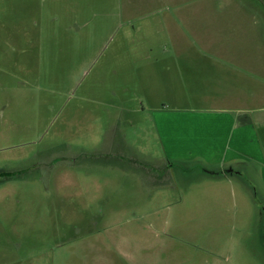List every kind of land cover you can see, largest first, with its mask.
I'll return each instance as SVG.
<instances>
[{"label": "rangeland", "instance_id": "obj_1", "mask_svg": "<svg viewBox=\"0 0 264 264\" xmlns=\"http://www.w3.org/2000/svg\"><path fill=\"white\" fill-rule=\"evenodd\" d=\"M208 6L246 10L243 57L264 65V19L247 17L263 0H0V171L21 173L0 177V264L123 262L121 247L133 263L264 264L257 167L233 182L143 166L164 160L152 110L181 93L158 57L190 36L177 12Z\"/></svg>", "mask_w": 264, "mask_h": 264}, {"label": "crops", "instance_id": "obj_2", "mask_svg": "<svg viewBox=\"0 0 264 264\" xmlns=\"http://www.w3.org/2000/svg\"><path fill=\"white\" fill-rule=\"evenodd\" d=\"M195 9L177 12L181 15L178 21L190 35L187 40L169 41L166 54L158 57L173 78V91L181 90L180 95L167 92L161 106L152 110L164 157L187 163L199 160L209 166L237 164L242 168V177L236 176L238 180L255 166L264 182V81L252 77V73L264 71V65L249 54L243 57L245 27L242 25L244 31L238 33V17L244 19L245 25L246 10L209 6ZM255 12L247 17L264 19V14ZM190 63H194L191 70ZM243 65L247 69H242ZM205 90L210 91L208 98L199 94ZM188 100L205 104L189 107ZM128 250L121 247L114 251L123 262H104L150 264L133 263L132 258L128 262Z\"/></svg>", "mask_w": 264, "mask_h": 264}, {"label": "flooded vegetation", "instance_id": "obj_3", "mask_svg": "<svg viewBox=\"0 0 264 264\" xmlns=\"http://www.w3.org/2000/svg\"><path fill=\"white\" fill-rule=\"evenodd\" d=\"M133 160H135V159H133ZM135 162H137V160H135ZM161 162H162V164L159 163L161 166L157 169H156V167H152V164L147 165L146 163H144L143 166H145L147 168L149 167L150 170H151V168H153V170L156 172L158 179H160V175L169 173V171L171 170L172 167H176L177 165H181L182 163H186L188 165V163L185 161H173V160L167 159L165 157H164V160ZM189 163H193V164L196 163L201 168V170L205 171V173H208V175L212 174V175L217 176V178H221L222 180H229V181H233V179H236V176H239L240 171L242 169V168L240 169L237 166V164H236V166H234V165L209 166V165H206L204 162H201L199 160L189 162ZM141 164H143V163H141ZM45 166L49 167V164H46ZM47 171H49L48 174L51 173L50 170H47ZM18 174L19 175L21 174L20 171H16V172L7 171V170L6 171H4V170L0 171V177H12V176H16ZM240 176L242 177V174ZM240 176H239V178H240ZM252 186H253V184H252ZM254 187H255L254 189L258 188L257 184H256V186L254 185ZM255 192H253V195H255ZM256 194H257V192H256ZM261 208H262V211L264 214V206H262ZM262 238H263L262 241L264 244V234L262 235Z\"/></svg>", "mask_w": 264, "mask_h": 264}]
</instances>
